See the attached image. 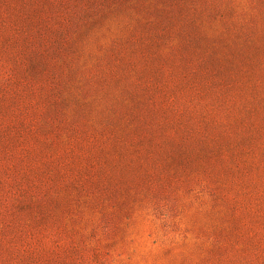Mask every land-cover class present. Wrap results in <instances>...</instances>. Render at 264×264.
<instances>
[{
	"label": "rangeland",
	"instance_id": "374dc122",
	"mask_svg": "<svg viewBox=\"0 0 264 264\" xmlns=\"http://www.w3.org/2000/svg\"><path fill=\"white\" fill-rule=\"evenodd\" d=\"M0 264H264V0H0Z\"/></svg>",
	"mask_w": 264,
	"mask_h": 264
}]
</instances>
